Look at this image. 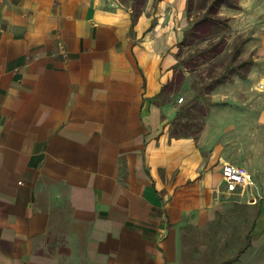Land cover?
Returning <instances> with one entry per match:
<instances>
[{
	"label": "crops",
	"instance_id": "crops-1",
	"mask_svg": "<svg viewBox=\"0 0 264 264\" xmlns=\"http://www.w3.org/2000/svg\"><path fill=\"white\" fill-rule=\"evenodd\" d=\"M177 4L0 0V264H264L256 169L172 135Z\"/></svg>",
	"mask_w": 264,
	"mask_h": 264
},
{
	"label": "rangeland",
	"instance_id": "rangeland-1",
	"mask_svg": "<svg viewBox=\"0 0 264 264\" xmlns=\"http://www.w3.org/2000/svg\"><path fill=\"white\" fill-rule=\"evenodd\" d=\"M120 1L129 6L140 0ZM144 1L143 11L148 3L157 9L161 0ZM184 1L185 10L168 6L181 31L173 77L179 87L162 96L181 105L172 127L199 141L209 126V143L232 163L256 169L264 186V2L253 6L254 0H237V7H229L220 0L219 19L210 13L216 0H191L189 7ZM205 19L211 20L210 28L195 30ZM236 109L242 113H230ZM237 116L241 128L233 133Z\"/></svg>",
	"mask_w": 264,
	"mask_h": 264
},
{
	"label": "trees",
	"instance_id": "trees-1",
	"mask_svg": "<svg viewBox=\"0 0 264 264\" xmlns=\"http://www.w3.org/2000/svg\"><path fill=\"white\" fill-rule=\"evenodd\" d=\"M119 2L121 3L120 0H119ZM222 3H223L222 1L216 0L211 5L210 13L212 14L213 17H218L220 19V17L218 16V11H219V8L221 7ZM224 3L229 7H237L238 6L237 0H225ZM190 5H191V0H188V7ZM144 6H145L144 0L137 1V2L133 3L132 5L128 6L132 9V16H133V22L134 23L138 20V18L142 14ZM210 25H211V20L205 19L202 21L201 25L198 26L197 29H195V30L205 32L206 30H208L210 28ZM217 51L220 52L221 49H218ZM177 87H179V84H176L175 78H172L167 84H165L162 87V94H168L169 95L171 93H174L177 91ZM172 135H174V136L178 135L175 129H174V132H172Z\"/></svg>",
	"mask_w": 264,
	"mask_h": 264
},
{
	"label": "built area",
	"instance_id": "built-area-1",
	"mask_svg": "<svg viewBox=\"0 0 264 264\" xmlns=\"http://www.w3.org/2000/svg\"><path fill=\"white\" fill-rule=\"evenodd\" d=\"M112 5H116V4L113 3ZM179 101L182 102L183 98H180ZM223 170L226 175L227 181L229 183H237V184L252 183V176L250 173L243 171L242 169L234 166L231 163H225Z\"/></svg>",
	"mask_w": 264,
	"mask_h": 264
}]
</instances>
